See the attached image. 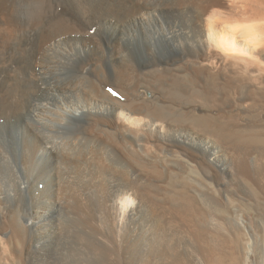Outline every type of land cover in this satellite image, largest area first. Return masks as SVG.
I'll return each instance as SVG.
<instances>
[{
	"label": "bare ground",
	"instance_id": "bare-ground-1",
	"mask_svg": "<svg viewBox=\"0 0 264 264\" xmlns=\"http://www.w3.org/2000/svg\"><path fill=\"white\" fill-rule=\"evenodd\" d=\"M263 16L264 0H0V264L67 262L69 214L113 264L136 255L139 228L154 240L142 264L234 256L231 195L264 197V127L197 112L231 84L243 104L264 100V27L245 25ZM110 25L97 49L70 36ZM165 176L169 207L153 199Z\"/></svg>",
	"mask_w": 264,
	"mask_h": 264
},
{
	"label": "rangeland",
	"instance_id": "rangeland-1",
	"mask_svg": "<svg viewBox=\"0 0 264 264\" xmlns=\"http://www.w3.org/2000/svg\"><path fill=\"white\" fill-rule=\"evenodd\" d=\"M170 7H172V6L169 5V8ZM259 18H262V17L253 18L252 20H250V22H249V20H247L246 23H245V25H247V24L248 25H251L252 28H256V29L257 28L260 29V28L264 27V16H263V18L261 20ZM256 19L259 20V21H257ZM260 21H261V23H260ZM177 22H179L178 25L180 27H184L187 24V22L184 19H179V20L177 19ZM101 23L102 22L100 21L99 24H101ZM125 23L123 22L124 26H125ZM112 25H110V27L109 26L108 27H100V28L88 30V33H86L87 32V30H86V31L83 32V34H72L70 36H72V37L74 36L73 38H75L76 41H79V40L80 41H85L86 39H88L90 37L93 38V39L95 38L96 44L94 46V49H97V46L99 44L101 46V44H102L101 42L102 41H105L106 39L111 40V42H114L115 38L114 39L112 38V35H113L112 33H113V29L114 28L111 29ZM258 25H260L261 27L260 28L257 27ZM121 26H122V24H121ZM262 29L264 30V28H262ZM260 31L263 32L261 29H260ZM86 36H88V38ZM181 40L182 39H179V42H181V43L184 42V41H181ZM81 43L82 42H79V45L80 46H81ZM261 50H263V48ZM104 55L106 56V54H104ZM104 55L101 53V55L98 56V58L100 60H99V62H97L95 64V67H98V65H100V64H103V66H104V61H105L104 60L105 59V56ZM173 72L174 71H172L171 73L169 72V75H168V76H170L169 77L170 78L169 79V82L170 81L172 82V79H173V81H175V79L176 80H182V81H184L183 79H185L184 78L186 76L185 74H183L181 72V74H179V77H178V75H177L178 73L177 72H174V74L172 75ZM171 75L172 76H175V77H178V78L172 77ZM181 75H182L183 78L181 77ZM182 83H184V82H182ZM224 84L226 85V83H223V85ZM231 85H229L230 86L229 87L228 84H227L228 87L225 86L226 87V90H225V87L224 86H222V85L220 86L222 88V93L221 94L224 93V90L226 91L225 92L226 94L224 93V95L226 96V98L223 95L222 96H219V97H218V95H216L213 99H210L209 97L206 98L204 100V102L202 103V106H201V110H203V111L198 110L199 112H197V113L199 115H206V113H208V112H209L208 114H214L215 113L214 116H216V114H217V116H219L220 118H222V120L223 119L224 120L225 119H228V117L231 118V116H232V118H234L233 120H234L235 125L237 124V126L239 128H241L243 130H246V131H247V129L249 130L250 128H255V127L256 128H261V127H264V100L263 99L262 100L260 99V102H262V103L258 102L259 100L258 101H254L253 100V102H252V100H248L247 101V102H249L248 104H246L247 102L243 104V102H245V101L242 102V101L239 100L240 98L235 93V89H233V86H231ZM199 87H202V86H198L197 88H199ZM228 88H230V89H228ZM227 89L229 90V92H231V91L233 92L234 91L233 93L232 92L230 93V95H233V96H230L228 94L229 92H227L228 91ZM222 97H223V99H222ZM224 100H225V103H224ZM206 103H208V104H206ZM257 103H258L259 106H257ZM253 104H255V106L257 108L256 107H253L254 106ZM13 119H15V118H13ZM4 120H5L4 118L0 119V124H2L0 126H3L4 125L3 123H6ZM238 124H240L243 127L239 126ZM246 131L244 132L245 133L244 136H241V138L238 140V142H240V141L242 142V139H243L244 140L243 142H247L248 143V141L250 140V138H248L249 133H247ZM261 146L262 145L255 144L254 147H253V150L263 149V146L262 147ZM1 150H3V151H1ZM3 152H5L4 149H3V145H0V155L2 154L1 155L2 158L4 157V155H3L4 153ZM230 152L233 153V151H230ZM230 152H229V155H230L231 158L232 157L233 158H239V157L241 158V156H237L238 155L237 152H234L233 154H231ZM239 155H241V154H239ZM167 158H169V156H163L161 158L160 162L161 163L162 162L166 163V161L164 159H167ZM248 158L250 160V157H247L246 159H248ZM168 160H167V162H168ZM200 178L204 179L203 176H201ZM160 180L162 181V179H157V178L155 179V182H154L155 188L154 189H157V187H158L159 190L158 189L157 190L160 191V192L155 197L152 196V198L154 197L153 199L154 200L156 199V201H158L160 204H161V202H164L165 201L164 203H162L163 206L164 207H166V206L169 207V189H172L171 187L169 188V177H166V176L164 177L163 180H165V182L164 181L161 182ZM159 184H160V186H159ZM182 184L183 183L182 182H179V181L175 183V185H177V186L178 185H182ZM246 187L247 186H245V188ZM165 188H166V190H165ZM247 188L245 190L246 191L248 190L250 192V194H252V197L251 196L248 197L247 195H243V194H239V195L242 198L244 197L245 200L248 201V202H246V201H240L236 196L231 195V200L233 202V205L230 207V210H229V212H230L229 215L230 216L233 215V217H237V215H238V217L240 216L239 218L242 219L243 223H245L244 224L245 231L243 230V231H241V233L240 232L237 233L235 235V236H237L236 237L237 239L235 238L236 240L234 241V243H235L234 246L235 247L236 246L237 247L239 246V250L241 249L240 250L241 252L239 251L241 254L239 253V255H241L242 257L239 256L238 253H236V250H235L236 248L234 247L235 255L237 254L236 256H238V257H236L234 255L235 257L234 256H230L228 258H224V264H256V262L259 261V258L257 256H255V254L259 251V248L260 247H264V234H263L264 233V230H263L264 229V204H263L264 203V197L261 194H259V193L257 194V192L255 193V191L250 186H248ZM12 190L13 189H9V191L12 194H14L15 191L14 190L12 191ZM167 190H168V192H167ZM182 191H187V193H189L190 189L187 190V188H186V189H184ZM255 195H256V197H255ZM253 197H255L256 199L253 198ZM162 198H164V199L162 200ZM257 201H258V203H260V206H256V204H257L256 202ZM69 215H70V217L72 216V218L74 220L70 218L66 222L68 224V228L71 231V233L68 235L69 236V239L67 238V240H66V246L65 247H67V248L64 249L66 252L64 250L61 251L62 252L61 253V256L65 260H67V262L68 261L69 262L67 263L65 261V262H63V264H69V263H72V262H73L72 264H82V263L83 264H96V263L97 264H113L112 262L115 261V258H113V256L110 253V245L109 244H106L107 247L106 246H103V248H102L99 244H95V243L94 244H91L92 242L91 241H88V240H90L89 238H86L83 234L81 236V234H78L77 231H76V228L79 226L78 224H80V223H76L75 224V222L78 221L77 220L78 216L75 215V214H73V215H75L77 217L76 218L75 216H73L71 214H69ZM68 222H70L72 224L70 225V223H68ZM261 224H262L263 227L260 228L261 230L260 229L257 230V228H259V226H261ZM74 231H76L75 234H74ZM163 235H165L164 236V239H163L164 241L162 240L161 243H164L166 241V239L169 238V231L167 230V232H165ZM84 237L87 239V241L89 243H87L85 241ZM152 241L154 242V240L149 235V232L147 233V231L144 230L143 228H139L138 234L135 237L132 236V241H131L132 242V247L135 250V254L136 255H134V256H127V260L124 259L125 261H123V263L124 264H142L141 257H140V251H141L142 245L145 244L146 245V248H147V243L150 244V243H152ZM84 242H85V244L87 243L86 244L87 245V247H86L87 249L84 248L85 247ZM145 245L143 246L144 250H145ZM249 245H250V247H249ZM82 246H84L83 247L84 250H82L83 249ZM244 251H245V253L248 252L247 253L248 255L244 253L245 254V256H244V254H243ZM260 252H262V250ZM246 257H247V259H246ZM159 259L161 260V258H159ZM159 259H156L157 261L151 259V263L152 262H153V264H158V262L159 263L160 262L162 263L163 260L160 261ZM196 262L197 261L194 258H191V260L189 259V261H187L186 264H200V263H196ZM13 263L14 264H17L16 262H13ZM163 264H164V262H163Z\"/></svg>",
	"mask_w": 264,
	"mask_h": 264
}]
</instances>
